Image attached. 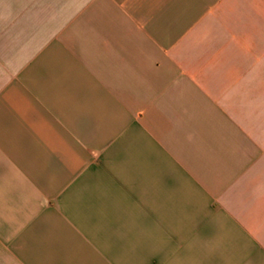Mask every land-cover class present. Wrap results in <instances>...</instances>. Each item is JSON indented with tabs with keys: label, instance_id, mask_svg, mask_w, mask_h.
<instances>
[{
	"label": "crops",
	"instance_id": "obj_1",
	"mask_svg": "<svg viewBox=\"0 0 264 264\" xmlns=\"http://www.w3.org/2000/svg\"><path fill=\"white\" fill-rule=\"evenodd\" d=\"M0 264H264V0H0Z\"/></svg>",
	"mask_w": 264,
	"mask_h": 264
}]
</instances>
